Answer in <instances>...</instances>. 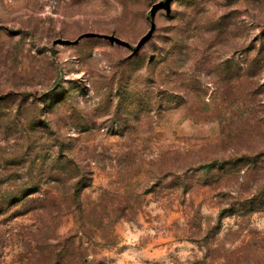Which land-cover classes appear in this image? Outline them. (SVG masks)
<instances>
[{
	"label": "rangeland",
	"instance_id": "obj_1",
	"mask_svg": "<svg viewBox=\"0 0 264 264\" xmlns=\"http://www.w3.org/2000/svg\"><path fill=\"white\" fill-rule=\"evenodd\" d=\"M0 264H264V0H0Z\"/></svg>",
	"mask_w": 264,
	"mask_h": 264
},
{
	"label": "trees",
	"instance_id": "obj_2",
	"mask_svg": "<svg viewBox=\"0 0 264 264\" xmlns=\"http://www.w3.org/2000/svg\"><path fill=\"white\" fill-rule=\"evenodd\" d=\"M214 165L208 166V168H212Z\"/></svg>",
	"mask_w": 264,
	"mask_h": 264
}]
</instances>
